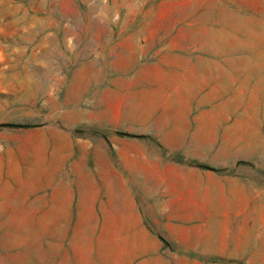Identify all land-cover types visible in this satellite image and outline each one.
Here are the masks:
<instances>
[{
	"label": "rangeland",
	"instance_id": "374dc122",
	"mask_svg": "<svg viewBox=\"0 0 264 264\" xmlns=\"http://www.w3.org/2000/svg\"><path fill=\"white\" fill-rule=\"evenodd\" d=\"M0 264H264V0H0Z\"/></svg>",
	"mask_w": 264,
	"mask_h": 264
},
{
	"label": "crops",
	"instance_id": "0c3cea01",
	"mask_svg": "<svg viewBox=\"0 0 264 264\" xmlns=\"http://www.w3.org/2000/svg\"><path fill=\"white\" fill-rule=\"evenodd\" d=\"M57 173V170L53 173L54 175ZM139 168L138 167H132L131 171L129 172V175L132 177V179H135L138 175H139ZM160 183L152 186L151 188H146L144 191L146 192V195H148L149 193L156 191L159 189ZM166 206L164 204L159 203V207H163ZM174 214H177L176 212ZM192 216L194 215L193 212L191 214ZM205 235L208 236L210 235L209 231L206 230ZM120 240V239H119ZM194 243V241H192ZM122 247V246H121ZM126 250L124 251V249L122 248L119 255L124 256L125 258H128L129 256H134L135 254L139 253V248L135 247L133 244L130 245L129 247L125 248Z\"/></svg>",
	"mask_w": 264,
	"mask_h": 264
}]
</instances>
